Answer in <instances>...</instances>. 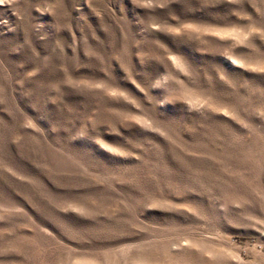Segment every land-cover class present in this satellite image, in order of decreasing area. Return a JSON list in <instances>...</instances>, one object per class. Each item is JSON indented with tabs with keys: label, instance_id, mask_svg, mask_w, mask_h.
<instances>
[{
	"label": "rangeland",
	"instance_id": "obj_1",
	"mask_svg": "<svg viewBox=\"0 0 264 264\" xmlns=\"http://www.w3.org/2000/svg\"><path fill=\"white\" fill-rule=\"evenodd\" d=\"M0 264H264V0H0Z\"/></svg>",
	"mask_w": 264,
	"mask_h": 264
}]
</instances>
